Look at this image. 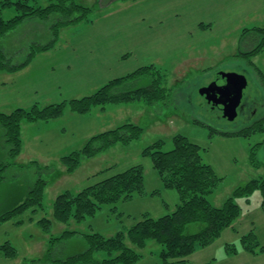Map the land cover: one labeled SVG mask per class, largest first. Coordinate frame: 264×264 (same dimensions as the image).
I'll list each match as a JSON object with an SVG mask.
<instances>
[{"label": "rangeland", "instance_id": "374dc122", "mask_svg": "<svg viewBox=\"0 0 264 264\" xmlns=\"http://www.w3.org/2000/svg\"><path fill=\"white\" fill-rule=\"evenodd\" d=\"M75 1L91 8L92 22L63 29L57 46L36 56L24 70L13 75L0 73V112L81 99L109 81L151 64L168 72L164 86L170 89L169 97L154 106L141 102L109 104L83 116L67 109L58 121L25 123L23 158L19 162L28 165L37 161L43 168L52 166L54 172L43 170L39 174L36 166L17 173L7 172V180L0 185V215L22 203L39 176L51 183L45 192L44 211L22 216L25 223L21 228L13 223L0 227V244L9 241L19 252L16 260L1 257L0 264H21L25 260L33 264L32 259H41L38 264H52L46 260L50 235L35 222L28 221L30 218L51 219L54 237L61 236L65 228L78 233L59 244L52 256L65 260L87 250L85 235L99 233L109 238L127 232L146 214L154 219L172 214L180 203L178 192L165 188L151 159L142 156L147 147L159 141L164 142L162 151L168 152L174 148V137L182 135L203 149L204 163L211 165L222 179L209 197L216 207H221L237 187L264 178V144L257 154L260 167L255 168L250 162L252 148L264 141V135H224V132L244 130L249 125L245 124L248 116L240 112L235 121L224 120L222 113L213 110L199 93L219 73L234 74L240 81L245 105L256 103L251 105L249 116L253 111L258 118L264 116V82L254 68L258 67L264 75V51L253 60L254 65L234 57L245 30L264 28V0ZM15 14L10 9L3 17L11 19ZM36 22L44 24L46 29L51 25L50 21ZM202 23L212 27L203 30ZM26 25L3 40L5 49L17 51L15 55L19 58L29 53L30 43L46 44L51 39L50 33L43 32L44 27L39 25L34 40L11 41L22 34ZM246 43V49L253 45L250 39ZM47 56L51 58L49 61H45ZM146 84L143 81L137 87ZM129 122L144 129L139 140L85 160L74 174L65 173L60 162L63 156L79 150L92 136ZM2 129L0 126V158ZM134 166L144 169L148 196L104 205L95 217L81 224L72 222L64 227L53 220V203L58 195L68 190L77 193ZM261 202L260 193L254 194L250 203L238 200L242 209L239 219L211 246L198 249L188 257L187 264H264V253L250 254L241 243L243 236L254 231L264 246ZM198 228L192 225L187 232L196 233ZM231 245L236 249L235 254L228 252ZM160 249L150 242L143 251L145 259L138 263L160 264Z\"/></svg>", "mask_w": 264, "mask_h": 264}, {"label": "trees", "instance_id": "16d2710c", "mask_svg": "<svg viewBox=\"0 0 264 264\" xmlns=\"http://www.w3.org/2000/svg\"><path fill=\"white\" fill-rule=\"evenodd\" d=\"M44 1L46 3H44ZM14 9L15 16L5 19L3 14ZM91 8L77 3L75 0H0V73L16 74L28 67L38 55L53 50L59 41L63 29L80 23H91L89 19ZM48 22L47 29L42 23ZM27 25L21 35L11 41L32 38L38 31L39 25L43 32L50 33V41L46 44L30 43L25 58H19L17 51L5 49L3 40L12 32ZM47 24V23H46ZM212 25L200 24L201 29H210ZM31 28V29H30ZM242 34L241 46L234 57L247 60L254 65L253 60L264 51V28L245 30ZM253 45L246 49V41ZM33 42V41H32ZM27 48V47H26ZM26 52V51H25ZM264 82L263 72L254 66ZM168 72L154 64L141 67L136 71L109 81L92 95L81 99L51 103L44 107L34 104L31 108H17L9 113L0 112V126L3 128L2 156L0 158V185L7 180V172L17 173L27 167L36 166L41 171H52V166L41 167L37 161L22 164L19 158L24 148V124L50 123L62 119L69 109L76 115H88L95 108L109 104H126L141 102L146 106H154L165 102L170 89L165 87ZM146 81L144 87H137ZM251 116V115H250ZM253 119L240 132H224L227 136L251 137L256 134L264 135V116ZM144 129L135 123H125L121 126L94 135L76 151L63 156L61 165L66 174H74L85 160L99 157L118 145L129 146L139 140ZM174 148L162 151L164 142L159 141L147 147L143 157H148L153 163L164 187L178 192L180 203L176 210L169 215L154 219L144 215L143 219L127 232H120L113 237H105L99 233L85 235L88 248L85 252L70 256L65 260L53 259L57 246L71 239L78 233L65 228L62 235H51L53 221L47 217L39 220L30 218L44 233L49 234V247L46 250V260L52 264H137L145 256L150 242L161 247L159 251L160 264H187V258L198 249L211 246L222 233L239 219L242 209L238 200L250 203L254 194L260 193L261 207L264 209V178L252 179L243 186L237 187L221 207H216L209 197L218 188L219 178L211 165L204 163L203 149L192 143L187 137L178 135L173 139ZM264 141L252 148L250 153L251 165L260 167L257 154ZM50 181L39 176L29 189L28 197L13 209L0 215V227L13 223L14 227L22 226V219L27 213L38 214L44 211V196ZM145 197V174L142 166H134L126 171L109 177L95 185L73 193L70 190L58 195L53 203V220L64 227L72 222L81 224L88 218L95 217L104 205H116L135 197ZM198 226L196 233L189 234L188 228ZM243 249L253 255L263 254L262 246L254 231L241 238ZM234 246H228V252L236 253ZM0 256L9 260L19 257L18 249L11 243L0 244ZM41 259H32L31 263L38 264ZM21 264H29L25 260Z\"/></svg>", "mask_w": 264, "mask_h": 264}, {"label": "water", "instance_id": "95a60500", "mask_svg": "<svg viewBox=\"0 0 264 264\" xmlns=\"http://www.w3.org/2000/svg\"><path fill=\"white\" fill-rule=\"evenodd\" d=\"M199 93L212 109L220 111L229 122L236 120L239 109L243 107V90L234 74L219 73L214 82L201 88Z\"/></svg>", "mask_w": 264, "mask_h": 264}, {"label": "flooded vegetation", "instance_id": "af4514ba", "mask_svg": "<svg viewBox=\"0 0 264 264\" xmlns=\"http://www.w3.org/2000/svg\"><path fill=\"white\" fill-rule=\"evenodd\" d=\"M254 104H256V103H254V101H253L251 103V105L253 106ZM242 105H243V107H242V109L241 108L239 109V113L242 112L246 117L248 116V119H246V117H245V119H246L245 124H250L253 121V119H250L251 117L249 116V112L251 110V105H248V103L245 105L244 100H243ZM251 115L254 118L256 116V111H253Z\"/></svg>", "mask_w": 264, "mask_h": 264}, {"label": "crops", "instance_id": "0c3cea01", "mask_svg": "<svg viewBox=\"0 0 264 264\" xmlns=\"http://www.w3.org/2000/svg\"><path fill=\"white\" fill-rule=\"evenodd\" d=\"M45 59H46L45 61H49V59H51V58L47 56V57H45ZM24 132H25V130H24ZM24 139H25V138H24ZM21 158H23V152H22V154H21V156H20V159H21ZM21 227H22V226H19V228H21ZM30 242H32V241H30ZM29 247H30V246H29ZM29 247H28V248H29ZM22 259H23V258H21V260H22ZM144 259H145V257L140 261V263H141ZM0 260H1V256H0ZM137 264H139V263H137Z\"/></svg>", "mask_w": 264, "mask_h": 264}]
</instances>
